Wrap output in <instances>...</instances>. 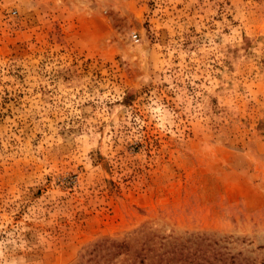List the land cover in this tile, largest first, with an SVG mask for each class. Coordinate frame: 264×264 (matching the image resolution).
Here are the masks:
<instances>
[{
  "label": "rangeland",
  "instance_id": "obj_1",
  "mask_svg": "<svg viewBox=\"0 0 264 264\" xmlns=\"http://www.w3.org/2000/svg\"><path fill=\"white\" fill-rule=\"evenodd\" d=\"M201 240L264 264V0H0V264Z\"/></svg>",
  "mask_w": 264,
  "mask_h": 264
},
{
  "label": "trees",
  "instance_id": "obj_2",
  "mask_svg": "<svg viewBox=\"0 0 264 264\" xmlns=\"http://www.w3.org/2000/svg\"><path fill=\"white\" fill-rule=\"evenodd\" d=\"M204 240H201L196 247H193L194 244L187 247H180L179 249L175 246L172 250H165L159 256V261L157 264H249L248 260L244 257H239L240 255H231L220 250V247H215V243H207L203 247ZM118 249L117 252H121L123 249L122 244L113 243ZM99 248V245H96ZM97 248H94V250ZM114 254V253H112ZM107 254L101 256L106 257ZM166 256V257H165ZM165 257V258H164ZM106 260H103L105 264ZM111 261H107L106 264H109ZM102 264V263H100ZM140 264L144 263V257L140 259Z\"/></svg>",
  "mask_w": 264,
  "mask_h": 264
}]
</instances>
